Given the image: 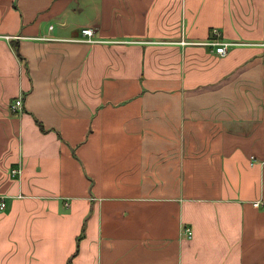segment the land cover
<instances>
[{"label":"crops","instance_id":"1","mask_svg":"<svg viewBox=\"0 0 264 264\" xmlns=\"http://www.w3.org/2000/svg\"><path fill=\"white\" fill-rule=\"evenodd\" d=\"M0 199V264H264V0H0Z\"/></svg>","mask_w":264,"mask_h":264},{"label":"built area","instance_id":"2","mask_svg":"<svg viewBox=\"0 0 264 264\" xmlns=\"http://www.w3.org/2000/svg\"><path fill=\"white\" fill-rule=\"evenodd\" d=\"M211 33L214 36V40L212 41H208L207 43H205L206 45H208L212 51L220 56V57H224L227 54V47L229 46V43H224V42H220L218 41L216 38L219 36V32L216 29H213L211 31ZM81 35L83 37H85L83 39V41L88 42V43H94L95 40L93 39V35H94V30L91 28H83L81 29ZM182 44H187V45H191L194 43H186V42H182ZM9 110L11 112H19L22 110V100L21 97H18L17 99H15L12 103L9 104ZM20 166L17 165V167L11 169L10 174L12 175V177H16L19 176L20 174ZM254 207H258L260 205L259 202H255L253 203ZM4 202L2 199H0V210L4 209ZM186 236L188 239L191 238L192 236V232L191 230L187 229L186 230Z\"/></svg>","mask_w":264,"mask_h":264},{"label":"rangeland","instance_id":"3","mask_svg":"<svg viewBox=\"0 0 264 264\" xmlns=\"http://www.w3.org/2000/svg\"><path fill=\"white\" fill-rule=\"evenodd\" d=\"M91 16H93V15L91 14ZM179 27L181 30L184 28V23H182V21H181V23H179ZM211 31H212V29H211ZM15 167H17V165Z\"/></svg>","mask_w":264,"mask_h":264}]
</instances>
